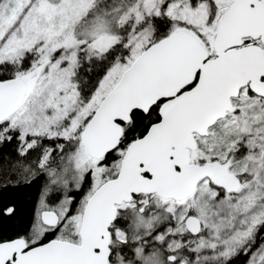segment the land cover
<instances>
[{
	"label": "snow or ice",
	"instance_id": "1",
	"mask_svg": "<svg viewBox=\"0 0 264 264\" xmlns=\"http://www.w3.org/2000/svg\"><path fill=\"white\" fill-rule=\"evenodd\" d=\"M0 264H264V0H0Z\"/></svg>",
	"mask_w": 264,
	"mask_h": 264
},
{
	"label": "trees",
	"instance_id": "2",
	"mask_svg": "<svg viewBox=\"0 0 264 264\" xmlns=\"http://www.w3.org/2000/svg\"><path fill=\"white\" fill-rule=\"evenodd\" d=\"M15 195L22 197L23 196V193H17Z\"/></svg>",
	"mask_w": 264,
	"mask_h": 264
}]
</instances>
